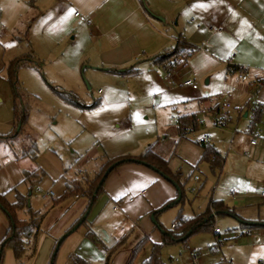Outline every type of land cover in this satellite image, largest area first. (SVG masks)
Segmentation results:
<instances>
[{"label":"crops","instance_id":"0c3cea01","mask_svg":"<svg viewBox=\"0 0 264 264\" xmlns=\"http://www.w3.org/2000/svg\"><path fill=\"white\" fill-rule=\"evenodd\" d=\"M16 2L27 5L16 21L11 22L9 31L7 23L0 18V39L10 34L15 42H25L27 46L26 52H17L12 60L26 56L31 60L29 55L32 54L35 61L41 64L39 69H42L43 61L50 62L48 68L59 84L55 87L60 88L59 91L54 88L55 92H71L79 99V103L65 101L67 104L87 108L124 103L129 108V114H126L122 124L118 122L120 119L114 118L117 127L124 129L109 135L96 136L82 123L72 124V132L65 136L68 140L77 137L71 160L76 157L81 161L93 153L94 159L99 160L93 173H98L107 158L138 159L152 147L168 159L172 172L180 169L184 178L189 173L191 178L202 162H206L211 169L208 161L201 160L203 151L196 142L204 141L214 144L225 157L221 169L215 172L211 169L213 173L226 168L230 154L235 160L232 169L243 177L254 180L250 177L264 168V0H9V5L12 7ZM145 5L165 21L153 17ZM29 11L34 15L25 17ZM76 12L86 19L76 16ZM180 35L196 50L187 64L177 70L178 80L192 77L198 84L196 89L165 83V67L154 60L175 47ZM27 66L33 67L35 64ZM235 67L247 68L249 80H237V71H233ZM83 73L90 74V80L95 74L106 76L108 80L106 88L97 91L96 102L92 105H83L78 95L86 93L81 82ZM227 101L231 102L228 123L218 126L216 120L222 116ZM253 111L261 113L254 128L259 131L257 135L254 129L248 128L249 115ZM192 113L196 114L198 127L182 136L179 117ZM172 121L176 124L174 132L169 128ZM234 121L245 130L247 128V133L235 134L229 151L223 153L220 144L224 143V136L229 132L226 127L234 125ZM7 127L11 132L0 135L14 131V120ZM81 130L85 134H81ZM95 136L102 141L104 154H99L95 149L100 142L91 151L88 150L93 146ZM254 139L256 144L251 143ZM8 140L0 138V144ZM157 145H161L160 151ZM17 157L22 160H8L0 165V192L7 193L10 200L14 199L11 189L20 185L24 170L42 169L39 158L23 159L19 154ZM54 165L58 171L52 173L58 174L56 177L63 181L64 190L66 176L64 172L62 174V164L55 158ZM245 167L246 172L243 171ZM259 179L264 183V176ZM165 181L171 182L146 165L126 160L110 172L103 191L115 200L114 209H117L123 207L120 201L125 198L126 192L135 190L136 197H130L126 202L127 210L137 218L154 211L160 212L165 203L177 199L176 185L171 182L172 188ZM232 193L235 198L236 194L234 191ZM213 200L225 206L216 209V215L241 219V234L248 237L243 246L251 248L259 244L255 253L261 258L260 264H264V217L260 208L255 214L254 208L243 204L235 206L212 195L203 210L183 217L202 214ZM210 209L212 213L214 208ZM154 220L153 223H156ZM254 227L260 229L254 233L251 231ZM141 230L138 236L144 234L146 237V232ZM166 231H162L160 237L156 234L154 239L149 237V240L152 244L160 242ZM218 233L221 235V229ZM187 235L175 242L191 236Z\"/></svg>","mask_w":264,"mask_h":264},{"label":"rangeland","instance_id":"374dc122","mask_svg":"<svg viewBox=\"0 0 264 264\" xmlns=\"http://www.w3.org/2000/svg\"><path fill=\"white\" fill-rule=\"evenodd\" d=\"M25 5L27 3L16 2L11 7L9 0H0V18L2 22L7 23L8 31L11 29L8 28L12 24L11 22H15L17 17L23 13ZM26 13L25 17L34 15H31L30 11ZM24 43L15 42L10 34L0 39V133L11 132L7 126L14 120L16 96L19 97L18 101L24 103L29 110L28 121L22 134L0 144V165L7 163L8 160H22V158L16 159L18 158L17 154L21 155L24 149L29 148L30 150L32 140L37 141L39 165L45 169L46 173L39 185L31 192L29 203L34 210L43 211L44 215L38 231L31 237L23 256L17 258L11 247H5L1 264H52V261L53 264H75L74 255L81 256L89 264H128L133 251L144 237V234L140 237L141 229L146 232L147 237L154 239L156 238L155 234L160 237L162 231L173 229L172 223H179V217L191 216L203 210L212 195L213 198H221L235 206L243 204V206L254 208L255 214L260 208L261 216L264 217V194L262 195L264 183L262 179H259L264 176V168L256 171L250 177L254 180L247 176L243 177L236 169H232L235 160L231 154L226 168L222 172L213 173L207 163L202 162L200 168L191 178H189L190 173L185 178L183 173V189H180L182 192L181 201L164 210H162L163 207L160 208L159 210L162 211L154 217L156 223H153L151 218L154 212L148 216H137L136 218L132 211L127 210L126 201L130 197H136L135 190L126 192L125 198L120 201L123 207L117 209H114L115 200L110 198L105 191L97 196L88 209L89 199L83 195L68 198L62 203L54 205L53 200L63 193V181L58 176L56 177L58 174L52 173V171H58L54 165L55 158L59 160L60 165L62 164L60 167L66 180H73L75 177L80 180H85L86 177L92 179L97 174L93 172L97 170L99 160L94 159L93 153L88 154L81 161L76 157L75 160H71L77 137L68 140L65 136H69L72 132V124L82 123L96 136L109 135L124 129V127H117L118 123H115L114 118L120 119L118 122L122 124L126 114H129V108L124 103L115 104L116 106L100 105L87 108L67 104L54 90L59 84L48 68L51 63H45L43 59H41L43 61H41L42 69L27 65L19 67L16 73L19 85L16 89L10 81L9 65L17 52L27 51V46ZM89 75L83 73L81 79L82 87L86 89V93L78 94L83 105H92L96 102L94 100L97 99V91L100 88L104 90L108 84L106 76L95 74L90 80ZM88 84L91 87L90 90L87 88ZM56 90L59 91L60 88ZM175 127V121H172V125H169L170 130L174 132ZM226 128V131L229 132L224 136V143L220 144L223 153L229 151L228 148H230L235 134L241 135L247 131V128L245 130L243 126L236 125L235 121L234 125L231 124ZM80 132L85 134V131L81 130ZM96 136L92 143L93 146L88 150L91 151V148H95L96 144L100 142L95 149L99 154H104L102 141L98 137L96 139ZM168 145L170 146V143ZM160 146L157 145L158 151H160ZM76 150L79 151V149ZM30 157V155L23 156V159H31ZM75 171L78 172L75 173ZM243 171L246 172L247 168L245 167ZM195 176L201 180L195 181ZM165 183L173 188L171 182L165 181ZM19 189L23 192L27 191L24 184L20 185ZM50 191H53L54 195L48 194ZM232 191L238 197L234 198ZM20 215L25 217L24 212H21ZM83 219L85 222L77 227V224ZM240 221L241 219L235 220L228 216L215 215L214 227L211 230L197 231L186 241L164 245L161 249V258L167 264H193V255L197 254L196 264H260L261 258L257 257L255 253V250L260 247L259 244L251 248L243 246L248 237L241 234L243 230L240 228ZM9 227L10 221L0 207V240L7 235ZM216 227L221 229V235H215ZM258 229L260 228L254 227L251 228V231L255 233ZM70 230L72 231L70 232ZM68 232L70 234L64 238L58 251L55 252L58 242ZM217 236L221 238L220 241ZM262 241H264V237H262ZM152 245L148 239L143 248L137 251L133 264H143L151 254ZM54 254L56 255L52 260Z\"/></svg>","mask_w":264,"mask_h":264},{"label":"trees","instance_id":"16d2710c","mask_svg":"<svg viewBox=\"0 0 264 264\" xmlns=\"http://www.w3.org/2000/svg\"><path fill=\"white\" fill-rule=\"evenodd\" d=\"M21 38V37H20ZM196 48L192 43H190L185 37L179 36L177 39L176 46L167 50L161 55H158L154 58V60L161 64L163 67L168 68L171 71H177L180 67H183L187 64L188 59L195 52ZM30 59L26 57H18L10 62L9 65V76L10 81L14 85L16 89H18V79L16 77V73L22 65L35 64V66L40 67L41 64L38 61H35V58L29 55ZM239 68H233V71L239 70ZM60 96L67 102H72L74 104L79 103V99L76 94L68 93V92H58ZM19 97H15L14 100V131L8 135H0V138H16L22 134L25 124L28 121L29 110L27 106L18 101ZM23 102V101H22ZM259 117H261V113H256V118L254 120L255 123L258 121ZM180 134L183 136L188 133L189 130H195L198 127V121L195 113L181 115L178 120ZM20 126L18 132H16L17 128ZM198 145L202 148V161H208L212 171H216L221 169L224 161V156L221 154V151L214 145L209 142L204 141H196ZM38 146L37 141L32 140L30 150L24 149L21 152L22 156H31L32 159L38 158ZM124 159L126 162L127 159ZM121 159L115 158H107L106 162L102 165L100 171L92 178L86 177L85 180L73 179L65 181V189L63 193L56 197L53 200L54 205H58L71 197H80L81 195L88 197L89 208L93 202L96 200L97 196L104 190V183L99 186L101 179L103 178L104 173L116 161ZM140 160L145 161L150 164V168H156L157 172L161 175L164 174L168 178L172 179L180 189H183V172L182 170H177L175 173L169 167L168 159L162 157L160 154L156 152L152 147L149 148L142 157L138 158ZM123 163V162H122ZM121 164V163H120ZM155 170V169H154ZM24 177L21 184L26 185L27 191L23 192L19 189L20 185H15L11 191L14 193V199L10 200L7 197V193L0 192V207L3 212L6 214L10 221V227L7 235L0 240V264L3 259V252L5 247H11L17 258H21L24 252L27 249L28 242L31 237L36 234L41 224L43 218V211L34 210L29 203V197L31 192L39 185L42 178L45 176V171L39 169L37 171H29L24 170ZM107 179V178H106ZM98 191L96 192V190ZM181 201V200H180ZM169 203V202H168ZM168 203H165L162 207H165ZM214 210H220L225 208L222 202L212 201L211 206ZM210 207L200 215H196L194 217L185 218L183 216L179 217V223L175 224L172 227V230H167L160 242L153 243L152 251L150 256L144 260L143 264H167L161 258V249L164 245L170 244L182 238L184 235L188 234L191 231V235L197 231L201 230H211L214 227V217L212 216ZM21 212L25 213V217L20 215ZM156 212V211H154ZM158 212H156L157 214ZM85 222V219L82 223ZM81 223V224H82ZM74 230V228H73ZM72 231V230H70ZM215 235H219V233L215 230ZM149 237H144L138 243L133 254L131 256V260L128 264H133V260L135 255L139 249H142L146 241ZM188 237L184 238L183 241H186ZM220 237L218 236V240ZM55 255H53L54 260ZM73 260L75 264H89L87 260L82 258L79 255H74ZM53 264V261H52Z\"/></svg>","mask_w":264,"mask_h":264},{"label":"built area","instance_id":"2783aa9c","mask_svg":"<svg viewBox=\"0 0 264 264\" xmlns=\"http://www.w3.org/2000/svg\"><path fill=\"white\" fill-rule=\"evenodd\" d=\"M76 16L80 17L82 20H85L86 18L81 15L80 12H76L75 14ZM236 79L237 80H249V74H248V69L244 68V67H240L239 70H237L236 72ZM163 80L165 83L171 85V86H191L193 88H198V84L195 82V80L192 77H187L185 79H183L182 81L178 80V72L177 71H171L168 68H164V75H163ZM231 108V102L227 101L223 107V111H222V116L220 118H218L216 120V125L218 126H225L228 123V119H229V109ZM256 118V113L255 111H253L250 115H249V119H250V124L248 128H252L254 129L255 126H253L254 124V120ZM254 133L255 135L259 134V131H256L254 129ZM252 144H256V140H251ZM196 179H198V176H195ZM48 194L50 195H54L53 191L48 192ZM212 208V207H211ZM216 215V212L214 209H212V216L214 217ZM174 226V225H173ZM215 230L217 232L220 231V229L218 227L215 228ZM197 254L193 255V259H192V263L196 264L197 263Z\"/></svg>","mask_w":264,"mask_h":264},{"label":"water","instance_id":"95a60500","mask_svg":"<svg viewBox=\"0 0 264 264\" xmlns=\"http://www.w3.org/2000/svg\"><path fill=\"white\" fill-rule=\"evenodd\" d=\"M145 7H146L147 11H148L153 17H155V18H157V19H160L161 21H165V19H164L162 16L153 13V12L148 8L147 5H145ZM174 25H175V24H174ZM88 87L90 88V85H89V84H88ZM19 129H20V126L18 127L17 132L19 131ZM127 160H132V161H135V162H139V163H141V164H143V165L150 166V164H148V163H146L145 161L140 160V159H127ZM124 161H125L124 159H121V160L116 161V162H114L113 164H111L110 167L107 169V171L104 173L103 178L101 179L100 184H99L98 187H100V186L103 184V182L106 180V178L108 177V175L110 174V172H111L116 166H118L120 163H122V162H124ZM153 169L157 170V169L154 168V167H153ZM162 175H163L165 178H167L168 180H170L172 183H174V184L176 185L177 189H178V192H179V195H178L177 199H175L174 201H172V203H168L165 207H163L162 210H164V209H166L167 207H170V206H172V205L178 203V202L181 200V198H182V192H181L179 186H178L175 182H173L172 179L168 178V177L165 176L164 174H162ZM97 191H98V189L96 190V192H97ZM154 216H155V213L152 214L153 220H154ZM83 220H84V219H83ZM83 220H81L80 223L77 224V227L82 223ZM154 221H155V220H154ZM75 228H76V227H75ZM70 232H71V231H70ZM70 232L66 233V235L61 239V241L58 242V244H57V246H56V250H55V252L58 251V248H59L61 242L64 240V238H66V237L70 234ZM190 234H191V231L188 233L187 236H189ZM54 255H56V254H54ZM1 256H2V255H1V253H0V258H1Z\"/></svg>","mask_w":264,"mask_h":264}]
</instances>
